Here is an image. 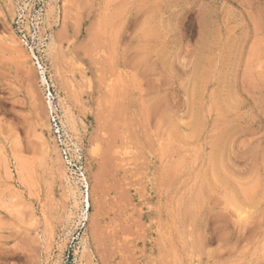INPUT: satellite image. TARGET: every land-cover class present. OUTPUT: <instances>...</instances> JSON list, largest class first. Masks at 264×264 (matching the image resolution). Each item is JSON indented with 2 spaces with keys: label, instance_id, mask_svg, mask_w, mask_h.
Masks as SVG:
<instances>
[{
  "label": "rangeland",
  "instance_id": "rangeland-1",
  "mask_svg": "<svg viewBox=\"0 0 264 264\" xmlns=\"http://www.w3.org/2000/svg\"><path fill=\"white\" fill-rule=\"evenodd\" d=\"M0 264H264V0H0Z\"/></svg>",
  "mask_w": 264,
  "mask_h": 264
},
{
  "label": "built area",
  "instance_id": "built-area-1",
  "mask_svg": "<svg viewBox=\"0 0 264 264\" xmlns=\"http://www.w3.org/2000/svg\"><path fill=\"white\" fill-rule=\"evenodd\" d=\"M36 59V62L41 70V75L42 77L45 78V85L47 87V90L49 92V97H50V100H52L51 102V105H52V108L50 110V115H51V119H50V122H51V125H52V128L56 134V136L58 137V140L59 142L61 143V148H62V152L65 156V158L68 160V162H71V158H70V155L68 153V150H67V146H66V139H65V129L63 127V124H62V121H61V117H60V114H59V107L58 105L55 103V97L53 96L52 92H51V89H50V86H49V81H48V77H47V70L45 68V65L43 63V60H41V58L39 57H35Z\"/></svg>",
  "mask_w": 264,
  "mask_h": 264
}]
</instances>
